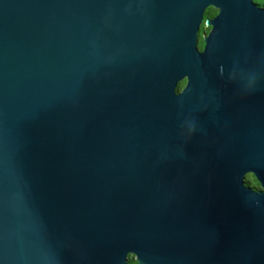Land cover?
<instances>
[{"label": "water", "instance_id": "1", "mask_svg": "<svg viewBox=\"0 0 264 264\" xmlns=\"http://www.w3.org/2000/svg\"><path fill=\"white\" fill-rule=\"evenodd\" d=\"M129 255L264 264V7L0 0V264Z\"/></svg>", "mask_w": 264, "mask_h": 264}, {"label": "trees", "instance_id": "2", "mask_svg": "<svg viewBox=\"0 0 264 264\" xmlns=\"http://www.w3.org/2000/svg\"><path fill=\"white\" fill-rule=\"evenodd\" d=\"M254 1L256 3L264 6V0H254ZM204 30H206V27L204 26V23H202V25L200 27V31H199V43H198L199 49H202L203 45H204L203 39H202V33ZM178 87H179L178 89H181L182 85L179 84ZM245 184L254 188V189H258L260 187L259 183L257 182V180L255 179V177L252 174L246 175Z\"/></svg>", "mask_w": 264, "mask_h": 264}, {"label": "flooded vegetation", "instance_id": "3", "mask_svg": "<svg viewBox=\"0 0 264 264\" xmlns=\"http://www.w3.org/2000/svg\"><path fill=\"white\" fill-rule=\"evenodd\" d=\"M255 2V1H254ZM256 3V2H255ZM258 6H260V7H264L263 5H260V4H258V3H256ZM217 12H218V10L217 9H215V8H207L206 9V11L204 12V19H203V21L205 20V18H212V17H214L216 14H217ZM209 30H210V26H208V27H206V30H204L203 31V33H204V35H206L208 32H209ZM184 85H185V81H184V84L182 85V87H184ZM181 87V88H182ZM260 188V187H259ZM258 188V189H259ZM128 262H129V264H137V261H136V259H135V256L134 255H129L128 256Z\"/></svg>", "mask_w": 264, "mask_h": 264}, {"label": "rangeland", "instance_id": "4", "mask_svg": "<svg viewBox=\"0 0 264 264\" xmlns=\"http://www.w3.org/2000/svg\"><path fill=\"white\" fill-rule=\"evenodd\" d=\"M202 36H204V33H202ZM180 84L183 85L184 84V81H182Z\"/></svg>", "mask_w": 264, "mask_h": 264}]
</instances>
